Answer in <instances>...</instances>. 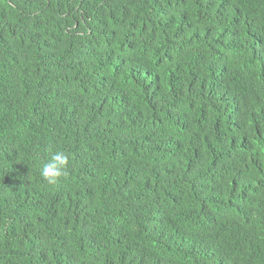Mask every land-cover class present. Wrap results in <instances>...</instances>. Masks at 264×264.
Listing matches in <instances>:
<instances>
[{
	"label": "trees",
	"instance_id": "1",
	"mask_svg": "<svg viewBox=\"0 0 264 264\" xmlns=\"http://www.w3.org/2000/svg\"><path fill=\"white\" fill-rule=\"evenodd\" d=\"M0 264H264V0H0Z\"/></svg>",
	"mask_w": 264,
	"mask_h": 264
},
{
	"label": "clouds",
	"instance_id": "2",
	"mask_svg": "<svg viewBox=\"0 0 264 264\" xmlns=\"http://www.w3.org/2000/svg\"><path fill=\"white\" fill-rule=\"evenodd\" d=\"M70 163V156L63 150L53 152L50 159L43 165L41 176L50 184L67 175V169Z\"/></svg>",
	"mask_w": 264,
	"mask_h": 264
}]
</instances>
